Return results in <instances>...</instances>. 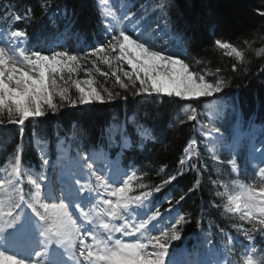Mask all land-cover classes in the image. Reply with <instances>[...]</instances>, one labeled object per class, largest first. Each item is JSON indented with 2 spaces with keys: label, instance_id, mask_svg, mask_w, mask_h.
Returning a JSON list of instances; mask_svg holds the SVG:
<instances>
[{
  "label": "snow or ice",
  "instance_id": "obj_1",
  "mask_svg": "<svg viewBox=\"0 0 264 264\" xmlns=\"http://www.w3.org/2000/svg\"><path fill=\"white\" fill-rule=\"evenodd\" d=\"M96 6L101 17L100 23L108 33V38L86 55L95 56L98 61L107 65L111 69L110 73L101 71L99 67H95L96 61H92L96 72L105 78L114 77L115 83L124 92H130L133 96L158 94L192 100L216 96L227 86L224 80L209 82L205 79L206 74L190 70L185 59L164 50L170 44L182 42L178 30H174L176 21L169 15L174 6L173 0H158L153 10L159 11L160 19L148 30L142 27L144 16L137 17L135 12L126 11V6L120 0H96ZM41 7L51 9L53 5L45 0ZM259 14L264 16V12ZM55 15H59L58 10L53 14ZM31 19V8L24 14L11 17L13 23ZM51 22L56 23L54 18ZM27 39L28 33L24 28L0 31V117L7 113L9 123L23 126L30 119L42 118L49 112L55 114L61 105L77 107L97 102L106 103L117 97L128 98L127 95L122 96L120 92H113L108 87L98 86L99 82L91 75V69L85 70L86 79H73V74H78L83 67L78 54L68 50H56L46 54L26 47ZM213 44L216 48L226 50L228 55L234 54L240 60L244 58L243 53L231 42L217 38ZM261 51L264 52V49ZM125 64L130 71L124 68ZM232 70H236V64L232 65ZM216 71L219 72L220 69ZM121 74L127 82L121 78ZM72 87L77 93L75 99L70 92ZM128 119L134 122L136 134L141 140L153 138L151 130L135 117ZM188 120H196V116L191 115ZM3 122L0 119V123ZM125 123L109 125L106 129L110 141L115 140L116 134L119 135L122 149L131 146ZM194 143L191 142L184 149L185 153L189 152ZM257 151L264 154V146ZM80 158L84 161L81 172L90 179L94 178L96 188L88 189L82 185L80 179L73 178L75 190L63 193L65 197H75L69 203L81 218L80 226H77V220L69 211V204L63 199L59 203L42 201L41 190L47 187L44 183L46 178L41 182L32 179L31 184L36 189L35 199L31 203L24 202V208H20L19 212L14 214L9 210L5 213L4 202L0 200V244L15 243L19 237L29 234L34 235L38 243L26 257L10 255L0 249V260L7 264H67L63 259L53 262V250L63 249L64 254L72 258L73 249L79 239L82 245L79 255L88 264H166L172 242L181 240L183 225L188 220L179 212L175 217H165L160 205L150 207V198L154 192H161L162 186L130 195L136 191L133 180L140 178L132 166L120 169L118 162L108 161L102 167H95L94 153L91 160L88 153L82 154ZM42 163L47 165L48 160L44 159ZM179 163L184 165L185 159L181 158ZM20 164L17 156L12 164L11 175L20 176ZM258 175L264 177V166L259 167ZM176 179V175L170 176L162 185L170 184ZM136 187L145 189L147 185L139 183ZM193 190L194 188L189 189ZM105 194L109 198H103ZM185 196L186 194H181L175 204H180ZM48 199L59 198L53 197L49 190ZM94 200H99L98 204L93 205L99 209L95 217L91 214V209L86 210L82 206L84 201ZM172 200V197L165 199V204L170 205L165 210L167 213L172 211ZM229 205L230 211L241 213L240 219L252 225L251 229L245 230L246 234L252 230L264 231V187H248L243 194L229 197ZM12 207L19 208V203L13 202ZM165 219L167 223L163 228L159 227ZM96 220L99 221L96 227L85 226L93 225ZM257 225L261 227L257 229ZM97 227L103 229L104 236L97 237ZM116 233L121 234V237L136 238L125 240L116 237ZM89 238L95 249L85 242ZM248 238L251 240L250 235ZM52 245L56 248L53 249ZM252 247L249 245L250 249ZM243 264H264V257L254 259L246 252Z\"/></svg>",
  "mask_w": 264,
  "mask_h": 264
},
{
  "label": "trees",
  "instance_id": "obj_2",
  "mask_svg": "<svg viewBox=\"0 0 264 264\" xmlns=\"http://www.w3.org/2000/svg\"><path fill=\"white\" fill-rule=\"evenodd\" d=\"M35 1L0 0V6L2 9H6L7 13L12 8V11L23 14L28 6L22 3L33 4ZM50 1L54 2L55 5L58 4L56 9L62 7L67 11V16L62 21L61 26L69 27V30L78 32L87 40H92V38L101 39L100 18L95 0ZM173 1L176 7L172 11L170 10V16L174 12L181 15L187 27L190 28L188 30L189 36H193L192 42L186 45L190 57L183 58L189 63L190 70L194 71L195 68L205 74L206 71H209L212 73L211 76L206 75L209 77V82H215L217 79L224 80L227 86L222 93L225 97L230 98L240 88V107L246 115L251 116L252 114L260 121V117H264V60L258 57L256 51L264 48V16L259 14L264 12V0ZM8 5L9 8H7ZM30 22L29 32L53 29L48 15L40 6L32 10ZM217 38L231 42L246 55L248 60L243 64H236L235 60L227 57V55H224V51L214 46L213 42ZM86 54L79 55L81 64L85 70L91 69V75L98 78V86L108 87L113 92H120L122 96L127 95L128 98L121 99L117 97L106 103L97 102L92 105H79L77 107L61 105L55 114L49 112L42 118L30 119L25 122L23 127L9 123L7 113H5L3 117H0L4 121L0 125H5L0 127V146L4 148L3 154L5 156V159L1 158V161L11 162L8 159L9 155L15 152L16 147L20 146L21 161L27 165H31V163L32 165H38L37 151L32 144L33 132L46 140L44 146L47 153H49L53 149L56 132L68 129L67 127L72 124L78 129L77 137L80 139H85L90 143L98 139L99 143L108 144L106 129L110 123L118 122L121 124L127 122V117L132 115L144 122H146L145 118L149 117V124L154 130L156 141L148 142L145 148V151L148 148V159L143 160L142 156L134 152L135 149L128 158L133 160V165L140 169V183H144L147 187L156 186L164 178L175 172L174 168L183 155L188 137L196 133V120H188V117L196 115V118L205 119L204 99L184 100L174 96L168 97L158 94L133 96L130 92H124L115 83L114 77L105 78L99 72H96L95 67L109 73L111 70L102 66L95 56H87ZM92 61H96L95 67H93ZM233 64H236L235 71L232 70ZM217 69H220V71L217 72ZM72 97L75 99L77 95L72 93ZM174 109L175 112L172 113ZM192 111H195L196 114ZM128 127L133 128L131 125ZM86 148L91 147L87 146ZM223 158L229 159L228 156H223ZM161 169H164V172H160ZM224 169L226 172L223 177L220 173L213 172L214 177L222 178L223 182L230 181L233 176L229 173L228 166L225 165ZM203 179V171L197 165L196 168H190V170L179 176L173 185L174 202L179 199L181 194H186L185 188H190L194 183ZM254 182L255 188L264 187V184L256 179H254ZM206 195L210 200L219 201L220 205L223 203L221 199H225L220 187H215L208 194L203 192L202 194H195L193 197L201 198L202 196L206 197ZM189 199L190 197L186 194L185 199L178 204L188 220V224H184L182 228L185 236L192 235L197 230L195 229L197 222L191 216L196 213L200 217L197 210V207H199L198 199H196L195 206H190ZM218 217L215 223L218 225L219 231L232 230L235 226L241 224H248L252 228V225L246 220L242 221L235 215L222 212V215ZM187 225L189 226L187 227ZM260 227L257 225V229ZM253 233L255 252L258 255L254 259H259L264 257V231L253 230ZM241 251V248H235V251L232 252L233 261L231 264H243L244 258Z\"/></svg>",
  "mask_w": 264,
  "mask_h": 264
},
{
  "label": "bare ground",
  "instance_id": "obj_3",
  "mask_svg": "<svg viewBox=\"0 0 264 264\" xmlns=\"http://www.w3.org/2000/svg\"><path fill=\"white\" fill-rule=\"evenodd\" d=\"M12 1H16V0H12ZM138 1H141V0H138ZM150 1L152 4L149 7L154 8L155 4L158 2V0H150ZM50 3H52V5H53V7L51 9H48L47 7H45V8L41 7L42 4H45V0H36L35 2H33V4L32 3H22V4L27 5L28 8H31L32 10H34L36 7L40 6V8L45 13H47L48 18H49V22L51 24H53L51 22L52 18H54L55 21L58 22L61 20V17L58 15H55V16L52 15L55 12L58 4L55 5V3L51 2V1H50ZM173 5L174 6L171 8V11H172V9H174L176 7V5L174 3H173ZM157 12H158V10H156V14H157ZM118 14H119V12H118ZM152 16H153V14H152ZM171 17L174 21H176L174 30H178V35H180L182 37L183 43L192 42L193 36H189L188 30L190 28H189V26L187 27L184 18L181 15L176 14L175 12ZM169 27H172V26L170 25ZM51 35H53V31L51 29H48L45 31L46 37H50ZM56 50H58V47H56L54 51H56ZM261 50L262 49H258V51H260V53L257 55L259 58H262L264 60V58H263L264 52H262ZM230 99L234 100L237 103L240 102V99H241L240 88L237 89V92L235 94H233V96H230ZM81 106H85V104L81 105ZM174 112H175V109L173 110L172 113H174ZM145 120H146L145 125H148L149 120H150L149 117L145 118ZM174 120H176V119H174ZM180 120L183 121L182 118H180ZM177 121L179 122V120H177ZM260 121L262 123H264V117L263 116L260 117ZM67 128L68 129H64L62 131L56 132L54 145L63 143L61 146L62 149H63V147H65L67 150H71V151H74L77 153H83L87 146L94 147V146L99 144L98 139H96L93 143H90L85 139H80L79 137H77L78 129L73 124ZM148 128L150 129V127H148ZM221 130L225 134H228L229 130H230V124L228 122L224 123L221 127ZM195 140H196V135L191 134L187 139L186 145H189L193 141L195 142ZM149 141H150V139H148V140L139 139V143L142 145L138 149L134 150V152H136L140 156H142L141 158L143 160L148 159V154H147L148 148L146 149V151H145V148H146ZM217 142L223 143V141H221V140H218ZM193 145H195V143ZM255 146H256V149H258L261 146H264V144H259V145L255 144ZM131 147L133 148L134 146H131ZM258 152L261 153L260 151H258ZM184 159L187 163H195L197 165V167L202 169L203 174H204V179L202 181L196 182L190 188L184 189L186 194L188 195V197H190V199H189L190 206H195L197 203L196 199H198V206L199 207H197V210L199 212L200 217L196 213L194 214V216H191V218L197 222L195 229L200 230L201 236H203L204 232H209V233L218 232L219 227L215 223V221L218 220V218H219L218 216L222 215L223 206H221L220 202L217 200H210L208 198V195H206V197L202 196L201 198L193 197V196L195 194H198V193L202 194L203 192H206V194H208V192L211 190H214L215 187L216 188L220 187L223 191L229 190V186L226 184V182L225 181L223 182L222 178L218 179L217 177H214L215 175L213 174V172H218L223 177L225 175V172H226L224 167H225V165L228 164V159H225L223 157H216L215 155H207V154H200V155L196 156L195 158H190V159L185 157ZM179 161L177 162L174 170L177 169V167L179 165ZM193 188H194L193 191H189V189H193ZM68 191H70V190H68ZM221 202H223L222 199H221ZM185 224H188V222ZM189 225H187V227Z\"/></svg>",
  "mask_w": 264,
  "mask_h": 264
},
{
  "label": "rangeland",
  "instance_id": "obj_4",
  "mask_svg": "<svg viewBox=\"0 0 264 264\" xmlns=\"http://www.w3.org/2000/svg\"><path fill=\"white\" fill-rule=\"evenodd\" d=\"M137 2L138 3H132L135 7L137 6V8L138 7H140V4H143V3H149L148 2V0H141V1H138L137 0ZM122 5H124L123 3H121ZM127 4V5H126ZM126 4H125V6H126V10H127V8L129 9V10H131L132 9V7H131V4L130 3H127L126 2ZM154 8L153 7H150V10H151V13L153 14V16L155 17L154 19H157V20H159L160 19V14H158L159 13V11L157 12V14H156V10L154 11L153 10ZM144 10H145V8H144ZM135 13H136V15H137V17H139V16H141V15H143L144 16V19L143 20H146V18H145V14H144V12H143V9L141 8V9H139L137 12L135 11ZM183 40H182V42L180 43V44H170V45H168V46H166L165 47V51L167 52V53H169V54H175V55H188V58L190 57V54L188 53V50L183 46ZM223 50V49H222ZM240 50V49H239ZM257 50V49H256ZM224 51V50H223ZM241 51V50H240ZM225 52V54L224 55H227V57H230V58H232L233 60H235L234 62H236V64L238 63V64H243L245 61H247L248 60V58L246 57V55L243 53V55H244V58H243V60L241 61L240 59H238L237 57H235V55L233 54V55H228V52L225 50L224 51ZM242 52V51H241ZM260 53V51H256V54H259ZM112 55H115V53H113ZM181 56V57H186V56ZM101 65L102 66H104V67H108L107 65H104L102 62H101ZM109 68V67H108ZM124 68L125 69H127V70H129L130 71V69L128 68V66L125 64L124 65ZM111 70V69H110ZM194 71H196V72H198V73H201V74H205V73H202V72H199V71H197L195 68L193 69ZM246 72V71H245ZM206 75H212V73H210L209 71H206ZM205 75V79L206 80H208V78L209 77H207ZM94 78H95V80L96 81H99L98 80V78H96L95 76H93ZM66 78H67V74H66ZM87 78V76H85V68L84 67H82V69H81V71L78 73V74H73V79H81V80H83V79H86ZM121 78L122 79H124L125 80V82H127V80H126V78H124L123 76H122V74H121ZM61 83H63V82H61ZM137 87H139V83L137 82ZM70 92H71V94L73 93V94H75V95H77V93H76V90H75V88L74 87H72V88H70ZM223 95V93L221 92V93H219V94H216V96H213V97H205V98H209V99H211V103H210V106H212V105H214L215 103H218L219 101H222V100H219L220 99V97ZM203 98V97H202ZM200 99V98H199ZM194 100V99H193ZM230 101H231V99H229ZM227 102V101H226ZM228 106H229V108L231 109V107H230V104L229 103H226ZM227 105L225 106V109H229L228 107H227ZM220 111V110H219ZM218 111V113L217 114H220V112ZM210 117V116H209ZM211 118H213L212 116H211ZM202 126H206L207 128H210V129H214V125L213 124H207V125H203L202 124ZM203 134L204 135H206V137H208V135H207V132H205V131H203ZM62 144L63 143H60V144H57V147H56V151H57V154H64L66 157L65 158H63V159H61V167H59V169L58 170H60L62 173H64L65 171H68V176L66 177V179H68L69 180V182H71V177H77V174L78 173H80L81 175H80V177H83V178H80V180H81V183H82V185H84V187H86V188H88V189H93V188H96V185H92L91 184V182L89 181V177L88 176H86L85 174H84V172H81V167L83 166V164H84V161L80 158L81 157V154H80V157H78V158H76V159H73V160H70L69 159V156H68V153L65 151L66 150V148L65 147H63V149H62ZM62 149V150H61ZM194 152H195V149H194V145L192 144V147L189 149V152L188 153H185V157L186 158H188V159H190L193 155H194ZM190 157V158H189ZM83 161V164H82V161ZM104 164L103 163H101V161H99V162H97V165H95V167H100V166H103ZM59 171V172H60ZM87 170L85 169V172H86ZM11 173V172H10ZM9 177V179L8 180H6V181H0V183H5V186H3V189L5 188H7L8 187V183L9 182H14L15 181V179H17L16 177H13V178H11V176H8ZM43 178H46V180H44V183L48 186V185H50V187H52V181H51V177H42V179ZM119 178V177H118ZM1 179V178H0ZM17 183L18 182H15V187L17 186ZM233 188L235 189L234 190V194L233 195H231V196H237V195H241V194H243L244 192H245V189L240 185V184H238V183H234L233 184ZM45 189V192H48V189H47V187L46 188H44ZM2 188H0V200H2V197H3V195H2ZM100 191L101 192H103V190L102 189H100ZM9 195H10V191H6ZM9 195L6 197V199H8L9 200ZM230 196V197H231ZM42 198V201H43V197H41ZM103 198H109V197H107V194H105V196L103 197ZM49 203H52V202H49ZM99 203V200H94V201H91V204L90 203H87L88 204V207H87V210H89V209H91L92 211H91V214L95 217V214L93 213V209H94V211H95V213H97L98 211H99V209H97V208H95V207H93V205L94 204H98ZM92 205V206H91ZM4 208H6V206H3ZM230 208V205L227 207V209H229ZM7 210V209H6ZM9 210H11V209H9ZM9 210H7V211H9ZM6 211V212H7ZM5 212V213H6ZM13 213H15V212H13ZM6 217V216H5ZM5 220H7V218H5ZM117 222V221H116ZM120 223V222H119ZM27 238V237H26ZM136 237H132L131 239H135ZM21 239H23V237L21 238ZM27 240H29V241H31V239L30 238H27ZM23 241V240H22ZM75 249H78L77 248V246L75 247ZM62 253H64V251H63V249H59ZM28 252H32V250H29ZM23 255L24 254H26L27 252H21ZM75 253H76V250H75ZM73 258V257H72ZM222 261H223V259H222ZM224 263V262H223ZM0 264H7V262H5V261H3V260H0ZM213 264H215V262H213Z\"/></svg>",
  "mask_w": 264,
  "mask_h": 264
}]
</instances>
